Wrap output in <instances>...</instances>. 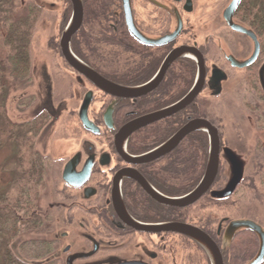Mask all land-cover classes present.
Wrapping results in <instances>:
<instances>
[{
  "label": "flooded vegetation",
  "instance_id": "1",
  "mask_svg": "<svg viewBox=\"0 0 264 264\" xmlns=\"http://www.w3.org/2000/svg\"><path fill=\"white\" fill-rule=\"evenodd\" d=\"M257 1L260 0H82L84 19L73 36L72 51L109 82L130 91H142L122 97L106 93L70 67L61 52L77 75V86L83 93L74 95L73 100L78 105L72 109L68 106L62 116L64 134L60 143L69 150L40 151V165L43 163L40 167L44 169L40 175V194L53 167L59 178L57 197L65 202L62 207L65 206V219L71 231L47 239L48 245L69 242L61 249L56 247L57 251L60 249L59 254L37 264H212L207 250L189 236L166 230L140 231L130 225L131 220L144 226L172 223L193 226L215 242L224 264H249L255 259L260 250L258 235L248 229L230 233L231 224L240 220H250L264 228L252 214L243 212L250 213L254 209L255 175L246 176L240 163L243 178L234 192L226 197L214 196L215 192L226 190L233 178L227 151L235 156L236 153L224 139L226 126L221 117L216 112L211 113L210 108L214 100L228 101L233 93L243 95L244 92L245 98L264 101V42L258 29L260 23L257 28L254 25L262 5ZM64 2V11L71 12L67 28L74 5L72 0ZM46 6L40 3L42 12L51 10ZM54 6L52 3L51 8ZM228 19L256 37L234 28ZM199 62H202L204 82L194 101L178 113L133 133L128 139L127 151L135 157L145 155L168 141L191 120H207L217 128L221 142L219 171L212 187L194 204L174 208L156 202L137 181L124 178L119 184L118 198L115 180L127 169L138 172L167 197L185 196L202 181L210 147L206 132L190 133L172 152L148 164H128L116 147L117 135L127 124L171 108L191 92L199 77ZM232 71L242 73L235 88L231 86ZM149 86L151 88L146 90ZM88 95L91 102L87 118L94 130L86 128L80 117ZM70 96L73 95L70 93ZM245 106L259 113L253 101L246 102ZM41 113L47 115L50 122L57 119L55 106L51 110L44 108ZM194 140L202 145V163L194 175H189L188 164L177 155L192 154L196 149ZM257 150L258 154H264L262 144L257 143ZM58 152L61 155L55 157ZM224 164H228L227 169L231 171L228 178L222 173ZM157 176H162L172 188L184 187L187 191L176 196L172 188L171 192L161 188ZM248 190H253V196H249ZM141 199L152 204L153 210L147 211L139 203ZM245 200L247 204L242 208ZM61 216L59 219L65 225ZM49 219L47 216L43 221L40 215V230ZM57 224L62 226L59 220Z\"/></svg>",
  "mask_w": 264,
  "mask_h": 264
},
{
  "label": "rangeland",
  "instance_id": "2",
  "mask_svg": "<svg viewBox=\"0 0 264 264\" xmlns=\"http://www.w3.org/2000/svg\"><path fill=\"white\" fill-rule=\"evenodd\" d=\"M40 3L47 4L46 7L51 10L42 12ZM52 3L56 5L53 8H51ZM64 8V0H8L5 7L10 11V16L16 20H22L31 15V11L37 17L31 43L32 74L30 80L28 82H15L8 79V90L5 92L4 98L7 116L18 123H28L44 108L51 110L52 106L56 107L57 119L51 122L48 120L49 124L38 136L35 145L37 152H54L57 148H60L62 152L69 150L68 146L60 143L64 134L62 116L65 115V109L68 106L72 109L78 105L73 100L74 95L83 93L81 87L77 86V75L71 71L61 55V35L67 26L71 13L64 11ZM3 38V31L1 30L0 59L5 62L7 52L3 45ZM230 74L234 78L231 86L235 88L238 81L240 82L242 73L232 71ZM70 93L73 96H70ZM242 93L243 95L233 93V96L228 97V101L224 100L218 103V100H214L215 104L210 108V111L211 113L216 112L225 124L224 139L236 153V157L243 165L245 175L249 177L255 175V200L253 199L252 203L254 209L250 213H246V210H243V212L252 214L264 224V154H258L257 150V143L262 144L264 147V101L260 102L256 98L254 100L249 97L245 98V93ZM249 101L251 103L253 101L259 113H255L253 107L245 106V103ZM15 151V145L13 144L5 145L0 150V195L7 191L12 181V174L4 166ZM57 155H61V153L58 152L54 156L58 157ZM227 165L224 164L222 167V173L224 177L228 178L231 176V171L227 169ZM53 169L52 167L49 171L46 186L42 193L40 194V189L38 190V206H36V217L38 219L40 215L43 217V221L46 220L47 216L50 219L47 220L48 222L45 221L41 230L39 226L36 227L37 229L26 230L20 224L16 230L9 227L0 228V261L3 253L9 250L16 253L24 261L41 263L59 254V250L69 242L64 240L58 246L46 243L47 239L58 238L63 231H71V227L65 219L66 213L63 208L65 206L62 207L65 202L63 203L57 197V181L59 178L57 171ZM248 192V194L251 193L249 196H253V190L252 192L248 190ZM245 193L247 195L246 191ZM246 202L245 200L242 208L245 207ZM21 214L24 217L23 219L27 220L22 212ZM60 215H62L61 220L64 217L65 225L60 221ZM76 217H78V214ZM58 220L62 226L56 225ZM42 239L44 240L41 241ZM59 246L60 249L57 251L56 247L59 248Z\"/></svg>",
  "mask_w": 264,
  "mask_h": 264
},
{
  "label": "water",
  "instance_id": "3",
  "mask_svg": "<svg viewBox=\"0 0 264 264\" xmlns=\"http://www.w3.org/2000/svg\"><path fill=\"white\" fill-rule=\"evenodd\" d=\"M72 2L74 5L73 17L70 24L65 29L60 41L61 52L67 64L70 67H72L74 70H76L78 73L88 78L93 84H95L98 88L105 91L106 93L120 97L134 96L136 94H141L142 90L130 91L109 82L74 54V52L72 51L71 42L73 36L79 31L80 27L82 26L84 19V8H83L82 0H72ZM235 6L237 7V5ZM236 7L232 9V12L236 9ZM228 20L230 21V23H232L231 19ZM232 26L238 29L239 31H243L250 35L255 36L252 32H249L241 28L240 26H237L233 23ZM257 52H259V45ZM177 56L178 54L173 55L172 59L168 61V64H170L173 60H175ZM199 63H200L199 77L195 87L191 90V92L175 106L145 116L139 120L127 124L124 128H122V130L117 135L116 147L119 155L128 164H132V165L148 164L172 152L180 144V142L190 133L197 131L206 132L209 135L210 147H209L207 170L202 181L191 193L185 196L167 197L161 194L159 191H157L153 186H151L146 181V179H144L138 172L132 169H127L125 171H122L116 177L115 180V194L116 196H118V198L120 195L119 184L120 181H122L124 178H131L137 181L153 200H155L156 202L162 205L174 207V208H184L194 204L195 202L200 200L212 187L219 171L221 142L217 128L214 127V125H212L207 120L204 119L191 120L184 127H182L174 136H172L168 141H166L164 144H162L158 148L154 149L153 151L145 155L135 157L130 155L127 151V142L133 133H135L136 131H138L139 129L145 126L153 124L154 122L162 118L169 117L175 113H178L179 111L188 107L194 101V99L201 92L204 82L202 62ZM152 85L154 84L152 83ZM150 88L151 86L145 89L147 90ZM90 102H91V96L88 95L83 105L82 111L80 113L81 114L80 117L86 128H88L89 130H94L93 129L94 125L87 118V109L89 107ZM227 155L232 163L233 178L231 179L230 184L228 185L226 190H224L223 192L214 193L215 197H226L231 195L243 178L242 167L240 165V162L237 160V157L231 151H227ZM68 171L69 170L67 169L65 172L66 176L68 175ZM117 209L119 211L118 206ZM129 223L134 228L140 231L152 232V231L166 230V231H174L181 234H185L190 238L194 239L196 242H198L207 250L212 260V264H224L220 250L218 249L215 242L207 234H205L204 232L193 226L181 224V223H172V224H164V225H156V226H146V225L144 226L132 220ZM241 229L252 230L258 235L260 239V250L258 255L255 257V259H253L249 264H262L264 262V228L256 222L250 220H240L231 224L230 233L235 234Z\"/></svg>",
  "mask_w": 264,
  "mask_h": 264
},
{
  "label": "trees",
  "instance_id": "4",
  "mask_svg": "<svg viewBox=\"0 0 264 264\" xmlns=\"http://www.w3.org/2000/svg\"><path fill=\"white\" fill-rule=\"evenodd\" d=\"M7 1H0V33L2 30L3 45L7 52L5 62L0 59V150L5 145L13 144L16 151L4 166L12 174V181L7 191L0 195V228L9 227L16 230L20 224L26 230H32L39 226L36 206H38L40 175L42 176L44 172V169L40 167L43 164L40 165V152H37L35 145L38 136L48 124L49 117L39 112L28 123H18L7 116L4 98L5 92L8 90V79L15 82H28L32 74L31 43L37 18L31 11L32 16L28 15L22 20L14 19L10 16V11L5 9ZM257 3L261 4L262 8L256 14L254 25L256 27L260 23L258 29L264 42V0L257 1ZM85 42L89 43L86 39ZM203 140L206 142L205 137ZM193 144L196 149L192 154L183 152L177 155L178 159L185 160V163L188 164L189 175H194L202 163L200 155L202 145L197 140H194ZM205 157L206 165L207 154ZM175 173L173 176L176 177ZM157 177L160 178L161 188L171 192L172 186L167 184L162 176ZM174 179L178 180V178ZM172 191L176 196H179L184 194L187 189L174 186ZM134 200L137 201L138 198ZM139 203L147 211L153 210V205L149 202H143L141 199ZM21 212L27 217V220L23 219ZM160 212L157 211L158 214ZM22 261L7 250L3 253L0 264H37L36 262Z\"/></svg>",
  "mask_w": 264,
  "mask_h": 264
}]
</instances>
